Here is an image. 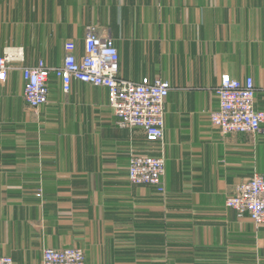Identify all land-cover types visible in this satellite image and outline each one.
I'll use <instances>...</instances> for the list:
<instances>
[{
  "label": "crops",
  "instance_id": "crops-1",
  "mask_svg": "<svg viewBox=\"0 0 264 264\" xmlns=\"http://www.w3.org/2000/svg\"><path fill=\"white\" fill-rule=\"evenodd\" d=\"M110 34L119 76L167 80L165 135L150 143L119 124L103 86L49 77L30 108L21 70L0 83V255L43 264L46 248L77 246L85 264H264V225L226 206L264 176L259 132L224 135L209 112L223 74L253 77L264 111V0H0V54L63 63L86 28ZM132 153L165 157V192L128 179Z\"/></svg>",
  "mask_w": 264,
  "mask_h": 264
},
{
  "label": "built area",
  "instance_id": "built-area-1",
  "mask_svg": "<svg viewBox=\"0 0 264 264\" xmlns=\"http://www.w3.org/2000/svg\"><path fill=\"white\" fill-rule=\"evenodd\" d=\"M61 66L53 67L40 60L36 65H25L22 46H8L0 54V83L8 79L10 71L21 70L24 97L30 108L37 109L49 102V77L55 74L65 93L72 83L80 81L108 90V103L127 128L141 129L150 143L162 142L165 135V105L172 88L167 80L133 81L119 76V52L110 34L95 25L86 28L84 52L78 54L74 40L64 45ZM219 108L209 112L211 123L224 135L255 134L262 128L264 111L256 108V86L253 77L234 78L223 74L215 88ZM165 157L132 153L128 179L134 185H149L165 192ZM226 206L249 216L256 225H264V176L254 173L226 198ZM0 264H15L9 255H0ZM43 264H85L82 248H46Z\"/></svg>",
  "mask_w": 264,
  "mask_h": 264
}]
</instances>
